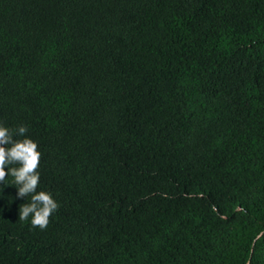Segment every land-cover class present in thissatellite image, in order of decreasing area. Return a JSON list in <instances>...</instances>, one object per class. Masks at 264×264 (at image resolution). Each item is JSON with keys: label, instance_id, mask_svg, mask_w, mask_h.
I'll list each match as a JSON object with an SVG mask.
<instances>
[{"label": "trees", "instance_id": "1", "mask_svg": "<svg viewBox=\"0 0 264 264\" xmlns=\"http://www.w3.org/2000/svg\"><path fill=\"white\" fill-rule=\"evenodd\" d=\"M0 125V264H264V0H0Z\"/></svg>", "mask_w": 264, "mask_h": 264}, {"label": "clouds", "instance_id": "2", "mask_svg": "<svg viewBox=\"0 0 264 264\" xmlns=\"http://www.w3.org/2000/svg\"><path fill=\"white\" fill-rule=\"evenodd\" d=\"M26 132L27 128L24 126L10 130L0 125V183H4L11 176L13 183L18 185L16 198L31 197L29 203L21 206L19 218L27 220L31 216L32 225L43 229L58 204L50 192L37 191L40 183L37 168L41 155L37 144L27 137L22 140L13 139L14 134L24 136Z\"/></svg>", "mask_w": 264, "mask_h": 264}]
</instances>
